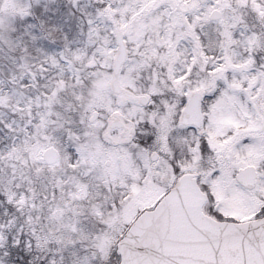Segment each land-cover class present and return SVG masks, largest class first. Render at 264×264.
<instances>
[{
    "label": "snow or ice",
    "instance_id": "obj_1",
    "mask_svg": "<svg viewBox=\"0 0 264 264\" xmlns=\"http://www.w3.org/2000/svg\"><path fill=\"white\" fill-rule=\"evenodd\" d=\"M0 264H264V0H0Z\"/></svg>",
    "mask_w": 264,
    "mask_h": 264
}]
</instances>
